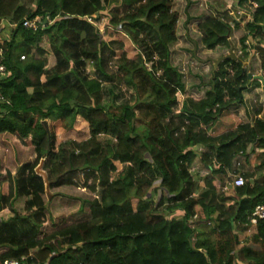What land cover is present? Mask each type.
<instances>
[{"label":"trees","instance_id":"1","mask_svg":"<svg viewBox=\"0 0 264 264\" xmlns=\"http://www.w3.org/2000/svg\"><path fill=\"white\" fill-rule=\"evenodd\" d=\"M172 8V0H0V32L9 31L0 39V136L35 158L0 181V213H10L0 221V262L264 264V220L239 247L251 213L264 204V178L240 168L232 174L243 185L231 184V197L219 191L238 158L251 157L255 172H264L258 111L247 123L221 119L243 105L249 82L264 96L262 79L251 81L245 65L256 56L264 74V0H236L233 12L215 9L197 24L203 49H229L233 39L239 57L219 63L201 99L181 103L182 75L169 63L177 42ZM24 20L44 27L31 32ZM239 29L244 35L232 37ZM110 34L121 42L103 39ZM126 41L136 50L131 58ZM115 91L124 97L118 106ZM42 159L48 190L85 171L102 189L87 220L48 235L45 182L35 174ZM195 163L203 178L192 175ZM18 199H26L23 213L13 207Z\"/></svg>","mask_w":264,"mask_h":264},{"label":"rangeland","instance_id":"2","mask_svg":"<svg viewBox=\"0 0 264 264\" xmlns=\"http://www.w3.org/2000/svg\"><path fill=\"white\" fill-rule=\"evenodd\" d=\"M172 3V10L175 11L178 16V23L176 27L177 42L169 48V63L171 67L175 68L182 75V83L184 86V93L178 94L177 100L179 103H181L186 97L198 100L202 98L205 91L209 89L208 83L211 79V75L213 74L212 61H216L218 58L226 56L232 57L233 59L239 57V47L237 41L232 39L230 40L232 54H229L231 47L229 49H216L215 51H207L203 49L200 44V34L197 30V24L204 18L212 16L215 9L221 11L222 8L225 7L226 10L230 9L233 12L236 0H172ZM114 9L119 8L115 7ZM105 21L106 20L100 22V29H102L105 25ZM0 28L2 27L0 26ZM240 33H242V35L244 34L243 31H232L231 36L235 37L238 34L236 38L239 39ZM8 34V28L4 27V30L0 32V39L2 40V38H4V36H8ZM103 39H112L121 42L120 37L113 34L105 35ZM128 44L129 43L127 41L123 43L124 51L126 55L131 58L135 55L136 50H134L131 45L129 48ZM250 45H252V43H250ZM47 61V69L52 68L55 63L54 59L48 57ZM245 65L247 73L251 77H258L254 80L251 78V81L261 78L262 81L260 82V85L262 86L264 83V74L259 69L257 57L252 56L247 58ZM255 87L256 86L253 82H249L247 87L248 89L243 94V99L245 97L246 100L245 103L237 109H229L225 114H222L221 119H239L242 123H247L250 122L251 119H254L256 111H258L259 114L258 119H264V96H262L260 89ZM102 88V103L106 105L111 98H109L106 93V87L104 86ZM123 101V94L115 91L113 99L115 105L118 106L123 103ZM231 123L232 122H228L226 124L225 122L224 125H229ZM220 128L225 131V129L231 127L220 126ZM222 130H216L211 134H217ZM34 159L35 158L31 148H24L12 136L6 134L0 136V181L5 178L6 173H9L11 176L15 175L17 173V169L24 164L33 163ZM250 159L251 157H248L245 161L241 158L237 159L233 163L234 167L226 175V177L223 178V185L220 187L219 191L223 192V188L225 187L226 190L224 191V195L226 197L232 196L231 183L235 177L232 174V171L241 168L244 173L251 174L252 180L255 178H264V172H255V167L259 165V162L249 163ZM44 163L45 162L42 159L36 166L35 174L37 176H40L41 173L44 174ZM193 169H195V171L192 170V175L198 174V172L200 173L201 178L206 175L205 171L200 172L198 163L194 164ZM36 170H38L39 174L36 173ZM69 179H72V184L52 190H48L47 188L42 196L43 201L48 205L45 224L42 228V233L46 235L77 222L87 220L89 218V204L93 200L99 199L101 196L102 189L101 185L97 181L98 177L96 174L91 176V173L85 171L77 173ZM151 198L157 205V194L154 193ZM25 201L26 199H18L13 202V207L18 213H23ZM9 217L10 213L8 210H4L0 213V221H5ZM172 217L178 220L180 219V214L175 212ZM253 232L254 230L252 233ZM252 233L248 231L246 234L239 236V247L247 244Z\"/></svg>","mask_w":264,"mask_h":264},{"label":"built area","instance_id":"3","mask_svg":"<svg viewBox=\"0 0 264 264\" xmlns=\"http://www.w3.org/2000/svg\"><path fill=\"white\" fill-rule=\"evenodd\" d=\"M44 23L42 22H37L35 20H24L22 22V27L30 30L31 32H36L39 29H43ZM4 72V68L2 65H0V73ZM2 101V98L0 96V102ZM232 186L235 188L241 187L243 185V179L241 177H234L232 181ZM259 220H264V204H261L257 206L254 211L251 213V216L249 218V223L251 227H254ZM27 257L20 259L19 261L17 260H4L1 261L0 264H26Z\"/></svg>","mask_w":264,"mask_h":264},{"label":"water","instance_id":"4","mask_svg":"<svg viewBox=\"0 0 264 264\" xmlns=\"http://www.w3.org/2000/svg\"><path fill=\"white\" fill-rule=\"evenodd\" d=\"M252 2H253V0H249V3H252ZM231 52H232V47H231V49L229 51V54H232ZM227 59H233V58L232 57H229V56H226V57L218 58L216 61H212V67H213L212 73H215L216 72V69H217V66L219 65V63H221V62H223V61H225ZM43 126L47 130V124L46 123H43ZM36 173L39 174L38 170H36ZM40 176L44 180V182H45V189L47 190L48 184L46 182V178H45V176H44L43 173H41Z\"/></svg>","mask_w":264,"mask_h":264},{"label":"crops","instance_id":"5","mask_svg":"<svg viewBox=\"0 0 264 264\" xmlns=\"http://www.w3.org/2000/svg\"><path fill=\"white\" fill-rule=\"evenodd\" d=\"M239 30H240V29H239ZM239 30H238V31H239ZM240 31H241V30H240ZM241 32H242V31H241ZM237 35H238V34H237ZM237 35H236V36H237ZM239 35H240V37H241V36H242V33H240ZM243 35H244V34H243ZM236 36H235V38H236ZM236 39H238V38H236ZM257 78H258V77H257ZM257 78L252 76V79H253V80H254V79H257ZM205 92H206V91H205ZM200 99H201V98H200ZM198 100H199V99H198ZM245 101H246V100H245V97H244V103H245ZM258 118H259V116H258ZM238 159H239V158H238ZM237 166H238V164H237ZM232 167H234V165H232ZM239 169H240V168H239ZM237 170H238V169H237ZM253 230H254V228L251 227L250 230H249L250 233H252ZM253 233H254V232H253ZM253 233H252V234H253Z\"/></svg>","mask_w":264,"mask_h":264}]
</instances>
